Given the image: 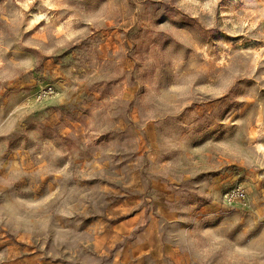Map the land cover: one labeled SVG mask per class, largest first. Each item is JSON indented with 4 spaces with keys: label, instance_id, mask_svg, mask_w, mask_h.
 Returning <instances> with one entry per match:
<instances>
[{
    "label": "rangeland",
    "instance_id": "rangeland-1",
    "mask_svg": "<svg viewBox=\"0 0 264 264\" xmlns=\"http://www.w3.org/2000/svg\"><path fill=\"white\" fill-rule=\"evenodd\" d=\"M0 264H264V0H0Z\"/></svg>",
    "mask_w": 264,
    "mask_h": 264
},
{
    "label": "built area",
    "instance_id": "built-area-1",
    "mask_svg": "<svg viewBox=\"0 0 264 264\" xmlns=\"http://www.w3.org/2000/svg\"><path fill=\"white\" fill-rule=\"evenodd\" d=\"M237 195H238V197H242V193H240V192H237Z\"/></svg>",
    "mask_w": 264,
    "mask_h": 264
}]
</instances>
